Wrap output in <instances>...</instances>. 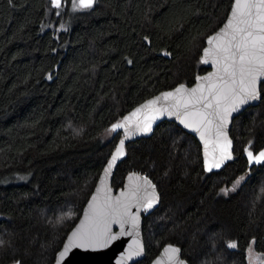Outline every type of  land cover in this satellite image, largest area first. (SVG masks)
<instances>
[{"label": "trees", "instance_id": "obj_1", "mask_svg": "<svg viewBox=\"0 0 264 264\" xmlns=\"http://www.w3.org/2000/svg\"><path fill=\"white\" fill-rule=\"evenodd\" d=\"M232 3L96 0L74 11L72 0H0V264L54 263L123 136L112 126L208 71L202 50ZM261 93L234 120V160L220 171H205L197 139L172 122L127 146L113 186L136 171L160 194L143 213L136 264L167 244L189 264H248L252 241L264 252V165L249 169L245 155L264 149V83Z\"/></svg>", "mask_w": 264, "mask_h": 264}, {"label": "snow or ice", "instance_id": "obj_2", "mask_svg": "<svg viewBox=\"0 0 264 264\" xmlns=\"http://www.w3.org/2000/svg\"><path fill=\"white\" fill-rule=\"evenodd\" d=\"M94 3L95 0H72V9L74 11L89 9ZM51 4L55 8L62 6L61 0H51ZM213 41H218L215 51L212 53V63L216 65L217 72L212 76L201 77L208 81L207 86L198 85L190 90L181 86L174 92L164 93L163 99L176 97V103L171 105L175 111L168 114L176 115L185 127L200 133V138L205 145L206 158L209 155L207 151L209 141L205 139V133L214 132V143L220 148L221 159H230L232 142L224 131L228 117L231 112L238 110L240 105L259 99V84L264 79V0H233L231 15L227 23L218 34L210 37L207 43L212 45ZM204 55L205 57L209 55L208 49H205ZM202 62L207 64L209 61L204 59ZM181 93H187V95L177 96ZM160 99L161 97H157L141 107L147 108L150 105H155ZM140 111L141 108H137L132 115L135 116ZM155 111L163 113L168 109L158 108ZM128 119L126 117L125 121ZM151 119H156V116L153 115ZM137 128L139 129V126ZM150 128L151 125L148 124L140 130L146 133L150 131ZM117 129H124L125 139L135 134L129 131L125 122L114 124L111 130ZM221 137L223 140L220 139ZM123 149L124 140H120L119 147L116 148L115 154L112 155L111 162L108 164V169L112 168L117 157L123 155ZM247 157L250 164L253 162L260 164L264 162V151L254 155L251 150H247ZM205 163L209 171L212 167L220 166L219 162L209 163L207 159ZM243 179L244 177H240V180ZM240 180H237L236 183L239 184ZM147 183L151 184V181H147ZM151 186L155 188V185ZM227 191L229 190L225 189V193ZM131 195L133 198L135 197V193ZM123 196L125 194L121 193V197ZM92 199L94 202L97 201L96 196ZM156 199L158 197L153 193L152 198H143L141 201H137V211L140 208L145 211L151 208ZM132 206L127 200H121L120 197L113 200L107 195L102 204H89L91 215L85 217L90 221L89 225L87 227L81 225L72 233V238L58 254L57 264H62L73 249L96 252L109 247L113 241L118 239V236L112 233L110 224H118L121 234H123L126 223H131V226L136 228L138 215L130 212ZM227 246L235 248L236 244L229 242ZM139 251V249L136 251L130 249L128 255H138ZM170 251L178 253L179 249L172 248ZM16 264H20V261L17 260Z\"/></svg>", "mask_w": 264, "mask_h": 264}, {"label": "water", "instance_id": "obj_3", "mask_svg": "<svg viewBox=\"0 0 264 264\" xmlns=\"http://www.w3.org/2000/svg\"><path fill=\"white\" fill-rule=\"evenodd\" d=\"M61 3H62V0H61ZM232 6H233V3H232ZM230 15H231V9H230L228 18L223 23V25L216 32L211 34L206 39L205 46L202 50L201 62L204 59H207L209 61L207 64L202 62V64L208 69L207 72L198 75L193 85L180 84L172 89L162 91L159 94L145 100L144 102H142L141 104L133 108L130 112H128L119 122V123L125 122L126 127H128L129 131L134 132L135 134L130 135L127 139H125L124 129H117V130H121L123 134L122 138L120 139V140H124L123 155L117 157L112 168L108 169V164L109 162H111L112 155L115 154L116 148L119 147V141H120L119 140L116 145L115 150L113 151L107 163L104 165L99 175L98 181L88 201L86 202L82 210V214L78 222L68 233L61 249L56 254L53 264H57L58 254L60 251L63 250V247L68 242V240L72 238V233L75 232L77 229H79L81 225H85L86 227L89 225L90 221L85 219L86 215H89V216L91 215L89 204H93V203L102 204L106 195L108 197H111L113 200L117 197H120L121 200H127L133 205L130 208V212L132 214L138 215L137 227L133 228L131 226V223H126L124 225L123 234H121V229L118 224H115V223L110 224L112 233L116 234L118 236V239L113 241L109 247L103 250H100V251H96V252H91V251L85 252L81 249H73L70 255L64 259L62 264H136L145 259L146 246L144 242V233H143L144 232L143 213L145 212L146 214H149L154 209L157 208L159 201H160V194H159L158 188L149 177L139 172H136V171L129 172L124 179L123 185L119 187L118 189H116L113 186V180H114L115 173L117 171L118 166L126 158L127 146L130 143H134L140 139L151 137L154 134L156 128L161 123L163 122L175 123L178 127H180L181 129L186 131L188 134L194 136L197 139L202 149L203 166L206 172L211 173V172L220 171L227 163L234 160V140L231 137V129L233 126V122L245 110H247L250 107H256L261 103L262 101L261 87H262V84L264 83V79H262L259 84V87H260L259 99L250 101L249 103H246L243 105H240L239 109L231 112L230 116L228 117V122L224 128V131L227 134V138L230 139L232 142L231 149H230L231 151L230 159H221L220 148L217 147L216 143H214V140H215L214 132L205 133V139L209 141L208 148H207L209 155L206 158L205 145H204V141L201 140L200 138V133L192 130V128L185 127V125L180 122V119H178L176 115L168 114L169 112L175 111V109H173L171 105L176 103V97H169L167 100L163 99L164 93L174 92L176 88L181 87V86H183L185 89H188V90L192 88H196L198 85H203L205 87L207 86L208 81L201 79V77L212 76L213 73L217 72L216 65L212 63V60H213L212 53L215 51V45L218 43V41H213V44L209 45L207 41L210 37L218 34L220 30L223 29L224 25L227 23V20L230 18ZM205 49L209 50V55L207 57H205L204 55ZM181 95L186 96L187 93L177 94V96H181ZM197 95H199V93H197ZM157 97H161V99L158 101L157 104L150 105L147 108L141 107L142 105L147 104L149 101L155 100ZM137 108H141V111L137 113L135 116H133L132 113H134ZM158 108H167L168 111L159 113L155 111V109H158ZM153 115L156 116V119L154 120L151 119ZM126 117L129 118L127 121H125ZM148 124L151 125L150 131L145 133L140 130V129H143ZM137 126H139V129L137 128ZM201 130L203 131V129ZM220 139L223 140V137H221ZM247 148H249V146H247ZM262 151H264V149ZM258 153L253 152L254 155ZM245 155H247V151ZM206 159L208 160L209 163L219 162L220 166L218 168L212 167L211 171H209L205 163ZM254 165H256L257 167L263 166L264 162H261L260 164H256L254 162L251 164L249 163V169ZM106 169H107V174H106ZM147 181H151V184H148ZM151 185H155V188H153ZM121 193H124L125 196L121 197ZM132 193H135L134 198L131 195ZM153 193L156 195V197H158V199H156V201L153 203V206L147 209L146 211L143 208H140L139 211H137V206H136L137 201H141L143 198L150 199L152 198ZM94 196L97 197V201L95 202L92 199ZM172 248L179 249V252L172 253L170 251V249ZM130 249L132 251H136L137 249H139L140 250L139 254L129 256L128 253ZM10 264H16V263H10ZM150 264H189V262L183 258L182 249L179 246L173 245V244H167L160 250L158 255L152 260Z\"/></svg>", "mask_w": 264, "mask_h": 264}, {"label": "rangeland", "instance_id": "obj_4", "mask_svg": "<svg viewBox=\"0 0 264 264\" xmlns=\"http://www.w3.org/2000/svg\"><path fill=\"white\" fill-rule=\"evenodd\" d=\"M244 177L243 180H240V182L244 181L246 178H247V175H244L242 176ZM1 217V215H0ZM254 241H252L247 250H246V256H247V261H248V264H264V252L262 253H259L255 250L254 248ZM249 249H251V251H249Z\"/></svg>", "mask_w": 264, "mask_h": 264}, {"label": "flooded vegetation", "instance_id": "obj_5", "mask_svg": "<svg viewBox=\"0 0 264 264\" xmlns=\"http://www.w3.org/2000/svg\"><path fill=\"white\" fill-rule=\"evenodd\" d=\"M252 145H249V149L254 152V149L251 147Z\"/></svg>", "mask_w": 264, "mask_h": 264}]
</instances>
